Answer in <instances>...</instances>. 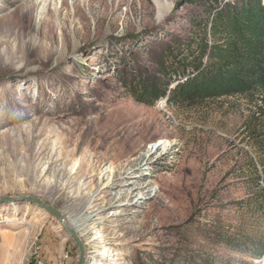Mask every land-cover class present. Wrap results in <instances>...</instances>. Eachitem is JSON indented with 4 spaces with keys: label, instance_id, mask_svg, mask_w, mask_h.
<instances>
[{
    "label": "rangeland",
    "instance_id": "obj_1",
    "mask_svg": "<svg viewBox=\"0 0 264 264\" xmlns=\"http://www.w3.org/2000/svg\"><path fill=\"white\" fill-rule=\"evenodd\" d=\"M31 1L0 0V200L37 196L63 215L99 210L83 220L87 264H264L250 249V238L264 237V91L148 104L129 88L137 71L156 73L173 38L197 30L200 0ZM107 120L135 124L141 153L170 142L141 171L151 196L138 207L87 205L111 159L82 178L93 193L78 191L81 173L62 187L61 141L73 129L68 150L80 157ZM99 237L116 248L108 262ZM39 260L78 264L79 250L53 214L0 202V264Z\"/></svg>",
    "mask_w": 264,
    "mask_h": 264
},
{
    "label": "trees",
    "instance_id": "obj_2",
    "mask_svg": "<svg viewBox=\"0 0 264 264\" xmlns=\"http://www.w3.org/2000/svg\"><path fill=\"white\" fill-rule=\"evenodd\" d=\"M200 3L204 17L193 20L197 30L184 40L173 38L156 60L155 74L137 71L128 80L138 101L196 104L264 91V0ZM250 241L254 256L263 257L264 237Z\"/></svg>",
    "mask_w": 264,
    "mask_h": 264
},
{
    "label": "bare ground",
    "instance_id": "obj_3",
    "mask_svg": "<svg viewBox=\"0 0 264 264\" xmlns=\"http://www.w3.org/2000/svg\"><path fill=\"white\" fill-rule=\"evenodd\" d=\"M30 3L31 6H29V8L32 9L34 7L35 9L37 1L32 0ZM43 119L45 124H48L51 121V119L48 117H44ZM120 125V121L116 122L107 120V122L102 127L104 131L101 130V132H99L97 135L98 139L95 142L96 145L91 144V148L87 147V150L94 151L90 154V156L87 155V150L82 153L80 157H77V148L68 150L70 146L75 145L73 142V129H71V131L66 134V137L59 144L62 147V160L65 161L63 163L62 170L63 172L66 171L67 173V180L62 183L63 188H67L75 182L74 174L81 173V179L77 185L78 191L84 187L93 193L91 185L84 180L82 181V178L90 174L91 177L97 176L101 165L108 159L112 160V165H110L109 169L107 170V178L100 182V185L98 186L99 194H93L89 198L87 205L95 204L99 200H105L108 198L105 207H114L122 202H126L127 205H132V207H138L141 202L151 196L150 189L148 188L149 185H145L141 182L143 176L141 171L147 164H151L152 155L160 152L159 150L161 149L166 150L169 147L170 142L162 139L152 142L149 146L143 147L144 152L141 153L140 150L142 149V139L136 137L139 128L135 124H131L124 128L120 127ZM120 142H122L125 146L121 147V145H119ZM55 145L57 144H54V147ZM98 149H102L104 152H98ZM131 154L132 156L130 157ZM49 161L50 160H48L47 163H49ZM120 179L123 180L118 182ZM93 181H95V179ZM52 183L54 182L46 184V187H51ZM116 184L120 186L117 190L115 189ZM113 191L115 192L113 193ZM91 199L93 200L91 201ZM98 211L99 210H92L91 214H86L85 216H81L80 213L73 215L66 214L64 215V218L67 225L74 229L83 241L85 240L88 232H90V229L84 226V221L89 218L90 215ZM123 212L124 211H119V215L124 214ZM6 220L10 219L7 218ZM102 237L97 238V241L99 240V242H102V244L104 243L103 245L101 244V246H99V248L102 249L99 251V254L102 256V258H104V261L108 262L110 255L113 254L116 248H114L112 239ZM86 244H88L87 241ZM98 264L104 263L99 261ZM115 264H117V261Z\"/></svg>",
    "mask_w": 264,
    "mask_h": 264
},
{
    "label": "water",
    "instance_id": "obj_4",
    "mask_svg": "<svg viewBox=\"0 0 264 264\" xmlns=\"http://www.w3.org/2000/svg\"><path fill=\"white\" fill-rule=\"evenodd\" d=\"M18 200L21 202H30L31 204H36L39 207L43 208L45 211L53 214L54 216L57 217L60 223H62L64 230L67 232V234L73 239L75 244L78 247L79 250V260L78 264H87V251H86V246L78 233L72 229L70 226L67 225L63 213L56 209L54 206L48 204L46 201H44L42 198L37 197V196H32V195H24V196H19V197H5L0 200V202H10Z\"/></svg>",
    "mask_w": 264,
    "mask_h": 264
},
{
    "label": "built area",
    "instance_id": "obj_5",
    "mask_svg": "<svg viewBox=\"0 0 264 264\" xmlns=\"http://www.w3.org/2000/svg\"><path fill=\"white\" fill-rule=\"evenodd\" d=\"M35 252L38 253V252H39V248H37V249L35 250ZM37 264H44V263H43V261L39 260Z\"/></svg>",
    "mask_w": 264,
    "mask_h": 264
}]
</instances>
